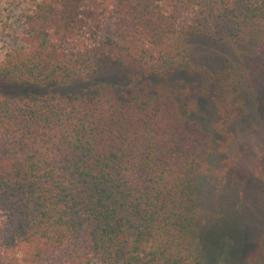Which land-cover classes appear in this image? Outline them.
Segmentation results:
<instances>
[{"label":"trees","instance_id":"1","mask_svg":"<svg viewBox=\"0 0 264 264\" xmlns=\"http://www.w3.org/2000/svg\"><path fill=\"white\" fill-rule=\"evenodd\" d=\"M24 22L27 47L0 54L3 83L66 88L107 60L136 82L0 91V264H207L201 175L247 111L243 72L199 64L194 42L264 54V0H35ZM179 73L211 87L210 129ZM251 178L264 188V158ZM247 264H264V227Z\"/></svg>","mask_w":264,"mask_h":264},{"label":"rangeland","instance_id":"2","mask_svg":"<svg viewBox=\"0 0 264 264\" xmlns=\"http://www.w3.org/2000/svg\"><path fill=\"white\" fill-rule=\"evenodd\" d=\"M35 0H0V54L24 49L25 14ZM196 60L213 71L236 66L243 72L242 96L247 114L232 123L227 135L216 134L218 156L201 175L198 188L203 212L202 230L207 264H247L264 227V188L252 179L253 170L264 158V54L255 44L226 46L207 37L195 39ZM144 78H139L138 82ZM113 80L124 87L136 76L119 62L107 60L103 71L87 81L63 88L20 87L0 80V91L17 96L50 92L73 93ZM174 84L191 86L187 100L196 105V118L210 129L217 120L211 87L201 74L179 73ZM208 88V90L206 89ZM250 175L248 182L238 178Z\"/></svg>","mask_w":264,"mask_h":264}]
</instances>
